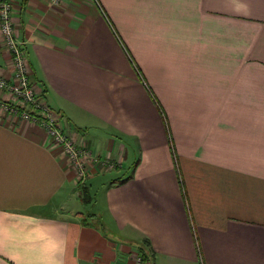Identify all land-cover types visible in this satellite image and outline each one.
<instances>
[{
	"label": "crops",
	"instance_id": "obj_1",
	"mask_svg": "<svg viewBox=\"0 0 264 264\" xmlns=\"http://www.w3.org/2000/svg\"><path fill=\"white\" fill-rule=\"evenodd\" d=\"M13 20L87 172L0 105V264H264V0H14Z\"/></svg>",
	"mask_w": 264,
	"mask_h": 264
},
{
	"label": "built area",
	"instance_id": "obj_2",
	"mask_svg": "<svg viewBox=\"0 0 264 264\" xmlns=\"http://www.w3.org/2000/svg\"><path fill=\"white\" fill-rule=\"evenodd\" d=\"M58 3L60 0H53ZM14 0H0V31L4 45L11 53L14 62V74L11 80L0 77V90L12 98L0 105L8 112L35 122L46 128L54 145L63 147L79 166V176L86 177V168L82 161L84 151L67 134L60 117L49 107L42 93L37 91L30 80L27 70V45L18 37L13 20Z\"/></svg>",
	"mask_w": 264,
	"mask_h": 264
},
{
	"label": "rangeland",
	"instance_id": "obj_3",
	"mask_svg": "<svg viewBox=\"0 0 264 264\" xmlns=\"http://www.w3.org/2000/svg\"><path fill=\"white\" fill-rule=\"evenodd\" d=\"M12 98V96L10 97V99ZM86 193L85 192H83V195H85Z\"/></svg>",
	"mask_w": 264,
	"mask_h": 264
},
{
	"label": "trees",
	"instance_id": "obj_4",
	"mask_svg": "<svg viewBox=\"0 0 264 264\" xmlns=\"http://www.w3.org/2000/svg\"><path fill=\"white\" fill-rule=\"evenodd\" d=\"M85 197L87 196V194L84 195Z\"/></svg>",
	"mask_w": 264,
	"mask_h": 264
}]
</instances>
